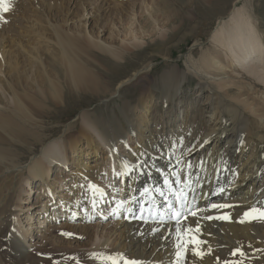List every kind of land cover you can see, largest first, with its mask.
<instances>
[{
	"label": "bare ground",
	"instance_id": "6f19581e",
	"mask_svg": "<svg viewBox=\"0 0 264 264\" xmlns=\"http://www.w3.org/2000/svg\"><path fill=\"white\" fill-rule=\"evenodd\" d=\"M21 1L6 0L4 5L9 12L19 4L23 17L17 26L11 27L10 12L0 8V264L49 263L26 250L32 230H22L11 212V206L22 200L17 188L28 196L24 184L28 186L36 178L47 195L38 201L48 198L42 217L57 210L56 218L63 217L70 226L78 224L73 229L86 240L59 249L55 264H264V220L244 215L253 207L264 210V105L258 107L259 95L252 96L259 93L264 97V32L250 0H243L241 6L234 4L223 18L227 3L221 9L215 4L210 16L218 14L222 20L210 35L211 46L197 58L190 52L185 68L176 63L161 71L158 88L135 85V94L118 102L119 114L114 111L112 119L104 122L84 110L80 124L68 126L57 136V129H50L47 123L63 121L70 99L86 101L109 94L104 97L108 99L118 92L116 85L120 87L129 75L140 71L135 62H127L122 70L109 62L106 55L125 59V52L132 49L115 46L114 34L107 41L89 28L92 24L99 27L98 20L105 23L109 19L111 24L118 19L123 24L130 14L129 2ZM188 4L181 2V7ZM181 7L171 10L166 0L151 2L154 13L165 15L167 21L180 19L183 28L186 20ZM137 20L143 30L147 23L141 24L140 17ZM130 24L127 21L124 29L129 30L128 42L134 48L131 40L138 42L142 36ZM173 32L156 40L163 52H167L165 44ZM227 68L246 73L244 82L231 77ZM191 76L198 80L199 90L207 91L202 108L207 114L206 126L188 120L183 103L167 107ZM153 88L164 92V111L155 109ZM118 116L123 117L126 128ZM87 159L90 162H84ZM97 159L101 166L111 163L109 170L103 168L107 177L112 174V179L123 181L119 198L118 188L113 191L105 184L104 192L99 188L102 198L108 191L106 199L115 201L109 211L116 220L112 230L102 235L103 240L93 238L91 225L100 218L94 214L97 201L102 215L109 212L98 196L101 166L94 171L89 164ZM69 161L73 164L67 175L71 185L68 196L62 197L64 189L58 190L62 184L57 186L55 179L51 183L49 172L59 166L57 176L61 175ZM53 197L59 198L56 208L50 202ZM213 204L231 207L212 208ZM168 205H181L183 214L177 222L160 214L151 217L154 210ZM191 211L196 215H190ZM209 216L213 219H207ZM222 216L229 218H217ZM53 219L48 217L46 223ZM40 220L38 224L44 222ZM41 225L38 228L44 227ZM193 248L203 255L194 254Z\"/></svg>",
	"mask_w": 264,
	"mask_h": 264
},
{
	"label": "rangeland",
	"instance_id": "374dc122",
	"mask_svg": "<svg viewBox=\"0 0 264 264\" xmlns=\"http://www.w3.org/2000/svg\"><path fill=\"white\" fill-rule=\"evenodd\" d=\"M22 1L25 2V0ZM127 1L129 2V3L127 2L129 4L128 13H130L131 15L129 14L130 15L129 16L127 14L125 16V21H123V24L118 19L111 21V24L109 19L105 23L104 20L103 21L98 20L99 27L93 26L92 24L89 28L93 27L94 28L93 31L96 35L99 31L100 32L99 37L107 41H110V35L114 34L117 37V44H114L115 46L116 45L124 46L125 48L132 49L131 52H125V59L116 60L106 55V58L109 62H114L119 64L121 70L124 69V66L126 65L127 62H135L137 64L138 70L140 69V71L137 73H133L132 75H129L130 76L129 80L123 83L120 87L117 88L116 85L115 88L118 90V92L115 93L113 97L110 96L108 99H106L104 97H107L109 94H100L97 98L94 96L88 97L86 101L82 97H74L70 99L68 103V108H65V110L62 113L63 121L56 122L51 120L48 121L47 123L50 129L53 128L57 129V133L55 134V136L62 133L63 130L68 126H71L73 124H80V114L84 110L95 113L97 118H99L104 122H107L109 118L112 119L114 116V111L117 113V115L119 114V109L117 107L118 102L125 99L126 97H131V95H133L132 93L135 94V91L133 92V87L135 85H142L148 87L156 86L158 88L159 84L157 83L159 82H157V79L160 72L163 71L168 66H172L176 63H178L181 68H185L186 57L190 52H192L194 58H197L202 50H205L211 46L210 35L216 28L217 24L222 20V19L219 20V18L221 17L223 18V16L229 14L234 4L236 6H241L243 3V0H207V1L206 0H166L168 1L169 8L171 10L172 9L178 10V8L181 7V2L186 1L189 3L187 8L184 9L183 7H181L182 8L181 16L184 17V20H186V26L182 28L179 25L180 19L174 20V22L173 20L167 21L165 15L154 13L153 9H151L152 0H135L134 4L130 2L131 0H127ZM212 1L215 3L211 5L210 3ZM225 3L227 4L224 10L225 12L224 15H222L221 17L218 14L214 15L213 17L210 16V14L213 13L212 7H214L215 4L217 5L216 8L219 7V9H221L224 7ZM250 3L254 5L256 10L258 11L257 21L259 23L261 30L264 32V0H250ZM198 4L201 7H199ZM18 5L14 6V8L12 7L11 11H9L10 16L8 17L9 18L8 20L11 23V27H14V25L22 21L23 15H21L20 13L21 9L19 8ZM196 5L198 6V9L195 8ZM70 7L73 8V6ZM85 15L86 12H84L83 17L81 16V19H84ZM128 16L130 18H128ZM138 17H140L142 20L140 21L141 24L147 23V25L145 24L146 27L143 30L139 29V24L137 20ZM152 18H154L155 20H153ZM163 18L165 19V21H163ZM146 19H148L149 21L147 22ZM127 21L131 23L130 25H132V28L138 27L139 29L138 33H140V35L142 36L138 42H134L133 40H131V42L135 43V45L137 46L134 48H132V46L129 45L128 42V40H130V37L128 36L129 30L124 29V26L127 24ZM112 23H114V26L112 25ZM69 24H70L69 26L74 27L73 23L69 22ZM76 24L77 22L75 23V25ZM171 31L172 32L175 31L173 32V37H169L170 39L168 38V41L165 44L166 48L170 50V53L167 55L170 56L168 58L165 57L164 55V53H168V50L167 52H163L162 45L161 46L156 45L155 42L156 40L164 39L169 34L171 36ZM121 40H124V42ZM151 45H153V47L149 48L151 47ZM218 51L224 55L222 51L220 50ZM229 70L230 69H228V73H230L229 75L231 77L234 75L233 78H235L238 81H241L243 77L246 76V73L244 72L242 73V71H240L241 73H238L237 71L239 69L237 71L236 70L229 71ZM130 72L131 70L129 71V73ZM149 73H152V75H149ZM250 78L252 79V77ZM242 81L244 82V80ZM197 82L198 80L196 79V77L191 76L189 80L184 83L183 87L178 91V93L175 94L173 103H169L167 107L171 106L172 104L174 105L175 103L176 104L183 103L186 106L187 109L186 112L188 111V116H189L188 120L191 118V120L194 119L195 121H197L196 123L198 124V126H201V124L206 126L207 114L204 113V110L202 108L204 102L206 101L207 91L205 88H201L199 90ZM154 93H155L154 95L155 104H157L155 109L157 111H164L166 108L165 104L162 103L164 92H162L159 89H154ZM249 94H250V90H249ZM258 95L259 97H257ZM252 96L253 98L257 97L258 100L257 99L256 100L258 107H260V105H264L261 101L262 99L264 100V97L262 95H260L259 93L258 94L254 93L252 94ZM260 98L261 100H259ZM195 99L200 100L198 104L194 103ZM119 119L126 128V122L123 119V117H119ZM117 124L118 123L115 124L116 127H118ZM121 150L122 148H118L119 152H121ZM122 153L123 152H121V154ZM100 157H102V154L100 155ZM69 162L67 163V166L65 168H61L62 177H60L61 175L57 176L58 172H60L59 166L56 167L52 172H49V175L51 176H49L48 180L51 183H52V179H55L54 181L57 186L62 184V187L58 188V190L64 189L63 194L60 193L62 194V197L68 196V189H69L68 187L71 185L69 183V180L67 179L68 178L67 175L71 174V172L73 171V169H71L73 164ZM84 162L88 163L90 162V159L84 160ZM89 164L91 166L93 164L92 168L94 170L99 168L102 163H101V159H97L96 162L94 163L91 162ZM108 164L109 162L108 163L106 162L104 165H102L100 168L103 171L101 170L99 172L101 184L98 185V191H99L98 196L101 197V200H103V202L104 199L108 200V198L106 199L105 197L108 191L103 194V198L101 195L102 193L101 189L102 190L104 189L103 188L104 184L105 186L109 185L108 188L113 187L114 188V189L112 188L113 191L114 190L116 191V188H118L117 190L118 192L119 191L120 192L117 198H119V196L122 195L123 192V185H122L123 181L121 183V178L115 177L114 180L112 179L113 178L112 174H111V178L107 177V171L105 169L109 170ZM109 165H111V163ZM94 166L96 168H94ZM68 169H71L72 171ZM62 179L67 181L65 185ZM84 183L89 184L88 181ZM24 187L29 194L27 196V192L24 191L21 192L20 190L21 188L20 187L17 188L16 192L18 191L19 193H21L20 197L22 198V200L20 201L21 204L16 201V204L18 206H11L12 217L18 218L20 220V227H22V230L25 229L29 231L32 230L31 233H33V238L31 239L28 238L29 242L27 244L30 243L31 244L26 247V250H28L32 255H35L38 258L44 259L46 263L49 261L48 264H55L58 260L55 257L59 254L60 252L59 249L65 250V247L67 249L70 246H73L77 241L78 243L82 242L83 244L84 242H86V240H84L85 238H83L82 235H79L80 232L77 231V229L76 230L73 229L74 228L73 226L75 225L73 226L68 225L67 224L68 221L63 220V217L62 219L61 218L59 219V217L58 219L56 218L57 210L50 211L51 215L49 213L48 216V217L51 216V218L55 217L56 220L53 219L52 222L46 223L48 217L43 218L46 215L43 214L44 213L43 208L46 204L45 201H47L48 198H46V200H43L42 201L43 203L38 201L40 198L42 200L43 198H45V196H47L43 192L44 187L42 186V182L40 180H38L37 178L30 179L28 186L24 184ZM55 196H59V194H56ZM62 197H60V199H62ZM58 200H59L58 197L57 198L53 197V200L52 199L50 200L51 204H53L52 205L53 208H56V206L59 204ZM97 203L99 202L98 201L96 202V207H97ZM99 213L94 212L96 216H98ZM102 214H100V218H97L96 220L91 222V225L94 227L92 229V232L94 235L93 238L95 240H103L102 235L104 234V232L108 230H112L113 224L116 220V217H112V212L106 213L107 215H102ZM37 216L41 217L40 221H44L43 223L41 222V224L44 225L43 228H38V226H42V225L37 223L39 218ZM76 226H78V224H76ZM39 231H42V233L39 234L38 233ZM66 234H71V235H66ZM62 246H64V248H62ZM48 259H50L51 261Z\"/></svg>",
	"mask_w": 264,
	"mask_h": 264
},
{
	"label": "snow or ice",
	"instance_id": "6c2138e0",
	"mask_svg": "<svg viewBox=\"0 0 264 264\" xmlns=\"http://www.w3.org/2000/svg\"><path fill=\"white\" fill-rule=\"evenodd\" d=\"M5 3H6V0H0V8H2V10L4 12H7L9 10V8L4 6ZM167 183H169V181L167 179H165V184H167ZM93 187H95V186H93ZM211 207L212 208H227V207H231V205H215V204H213ZM182 214H183L182 212H177L176 213L177 216L182 215ZM189 214L195 216L196 212L195 211H191ZM244 215H245V217H248L250 219L264 220V210L258 209V208H255V207L250 209L248 212H245ZM217 218L228 219L229 217L228 216H222V217H217ZM207 219H213V217L209 216V217H207ZM241 222L243 223L244 221H241ZM66 235H71V234H66ZM195 243L199 244V243H202V242L195 241ZM185 250H187L186 245H185ZM237 251H239V250H237ZM193 252L196 255H200V256L203 255V253H201L199 251H196L195 248H193ZM177 255H179V253H177ZM233 255H236V252H233ZM240 255H244V253L241 252Z\"/></svg>",
	"mask_w": 264,
	"mask_h": 264
}]
</instances>
